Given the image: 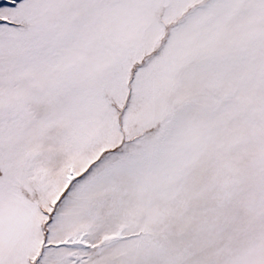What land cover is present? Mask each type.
<instances>
[{
  "label": "snow or ice",
  "instance_id": "6c2138e0",
  "mask_svg": "<svg viewBox=\"0 0 264 264\" xmlns=\"http://www.w3.org/2000/svg\"><path fill=\"white\" fill-rule=\"evenodd\" d=\"M0 264H264V0H0Z\"/></svg>",
  "mask_w": 264,
  "mask_h": 264
}]
</instances>
